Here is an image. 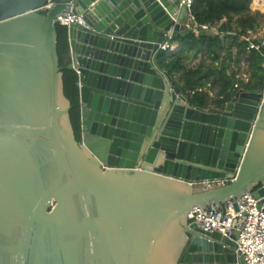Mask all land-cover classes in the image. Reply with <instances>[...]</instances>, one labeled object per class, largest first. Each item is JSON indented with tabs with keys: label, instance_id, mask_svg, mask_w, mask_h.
<instances>
[{
	"label": "water",
	"instance_id": "1",
	"mask_svg": "<svg viewBox=\"0 0 264 264\" xmlns=\"http://www.w3.org/2000/svg\"><path fill=\"white\" fill-rule=\"evenodd\" d=\"M70 5L81 143L57 55ZM177 5L0 0V264H246L187 214L264 195V90L189 106L156 63Z\"/></svg>",
	"mask_w": 264,
	"mask_h": 264
},
{
	"label": "trees",
	"instance_id": "2",
	"mask_svg": "<svg viewBox=\"0 0 264 264\" xmlns=\"http://www.w3.org/2000/svg\"><path fill=\"white\" fill-rule=\"evenodd\" d=\"M192 2L191 12L199 24L217 26L224 20L219 34L201 33L195 36L184 27L170 41L179 46L178 50L171 54L159 52L156 57L157 65L168 73L188 105L222 109L239 89L263 91L264 48L260 51L248 50L244 38H250L255 43L264 40V11L255 9L253 0ZM56 32L64 95L71 106L69 115L75 138L81 143L78 75L67 68L69 46L66 26L57 24ZM242 67L245 70L242 71Z\"/></svg>",
	"mask_w": 264,
	"mask_h": 264
},
{
	"label": "built area",
	"instance_id": "3",
	"mask_svg": "<svg viewBox=\"0 0 264 264\" xmlns=\"http://www.w3.org/2000/svg\"><path fill=\"white\" fill-rule=\"evenodd\" d=\"M192 4V0H178L177 12L181 9L185 11L182 27L189 29L195 36L201 33L219 34L220 25L224 20L217 26L199 24L191 12ZM49 7L48 3L43 9ZM81 18L82 16L76 13L70 5L63 26L79 24ZM171 39V33L164 35V42L159 45V52L167 54L174 52V44H171ZM244 40L248 43V50L260 51L264 48L263 39L259 43L253 42L250 38H244ZM260 188L264 190V185H260L257 189ZM233 203L236 204L237 209H234ZM187 221L194 223L201 230L218 232L232 238L237 245V251L246 264H264V195L255 198L251 193H245L227 203L224 213L219 206L214 205L192 207L187 214Z\"/></svg>",
	"mask_w": 264,
	"mask_h": 264
},
{
	"label": "rangeland",
	"instance_id": "4",
	"mask_svg": "<svg viewBox=\"0 0 264 264\" xmlns=\"http://www.w3.org/2000/svg\"><path fill=\"white\" fill-rule=\"evenodd\" d=\"M252 3H253V7L254 8L256 7L255 9L259 8V9L264 11V0H262L261 2L256 0V1H253ZM262 33H264V24H262ZM242 68H243L242 71L245 70L244 67H242Z\"/></svg>",
	"mask_w": 264,
	"mask_h": 264
},
{
	"label": "crops",
	"instance_id": "5",
	"mask_svg": "<svg viewBox=\"0 0 264 264\" xmlns=\"http://www.w3.org/2000/svg\"><path fill=\"white\" fill-rule=\"evenodd\" d=\"M254 1H256V0H254ZM258 1H260V2H261L262 0H258ZM255 8H256V7H255ZM257 9H259V8H257ZM259 10H260V11H263V10H261V9H259ZM178 48H179V46H178L177 44H174V49H173V50H174V52H175V51H177V50H178ZM242 69H243V68H242Z\"/></svg>",
	"mask_w": 264,
	"mask_h": 264
}]
</instances>
